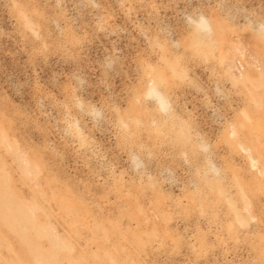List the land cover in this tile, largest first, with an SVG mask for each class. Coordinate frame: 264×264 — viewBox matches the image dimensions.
<instances>
[{
  "label": "rangeland",
  "instance_id": "obj_1",
  "mask_svg": "<svg viewBox=\"0 0 264 264\" xmlns=\"http://www.w3.org/2000/svg\"><path fill=\"white\" fill-rule=\"evenodd\" d=\"M0 264H264V0H0Z\"/></svg>",
  "mask_w": 264,
  "mask_h": 264
}]
</instances>
